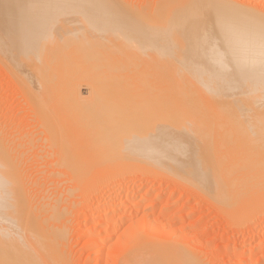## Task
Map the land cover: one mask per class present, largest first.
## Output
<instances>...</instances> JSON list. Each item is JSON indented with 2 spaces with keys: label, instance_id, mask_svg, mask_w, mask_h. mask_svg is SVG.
<instances>
[{
  "label": "bare ground",
  "instance_id": "bare-ground-1",
  "mask_svg": "<svg viewBox=\"0 0 264 264\" xmlns=\"http://www.w3.org/2000/svg\"><path fill=\"white\" fill-rule=\"evenodd\" d=\"M2 1L5 4H3ZM8 1L9 0H0V15L3 14L4 8H6L8 6H9V8H11L12 5H9ZM232 1H234V0H231V1L230 0H164L163 2H160L159 5L157 3L154 4L155 6L153 5V3H154L153 1H152L153 3L151 1H149L153 5V6H150L151 8H149L150 3H146L147 5L149 4L147 6L149 9H147L146 6L144 5L145 10L142 9L143 8L142 6H140L139 10H138V8L135 9L134 7L131 6L132 3L126 4L127 2L125 3V0L123 2H121V0H48L47 3L50 4L48 6L47 5L42 6L41 4H40V6H35V5L30 6V4L32 3L31 0H27L28 9L24 10L25 14L22 15V20L20 22V26H18L19 21L16 24H11L9 27H8V25H6V26L1 25V26L4 27L5 30H8L7 31L8 33L9 32H15L16 30L22 29V32L18 33V38H21L20 42L24 41V43H23L24 46L27 45L28 43L33 44L34 45L33 51L36 50L40 53V51L42 50L43 51V52L41 51L42 56L44 53V55L46 54L45 57L52 56L51 58H53L54 55H56V54L60 55L61 54L62 57L59 56L60 61L62 62V60L64 59V60H66L68 65L73 64V63H69L70 61H68L70 57H71L70 58L71 60H73V59L79 60V58L85 57L86 60L84 58L83 63H85V61L89 62V61H87V59H88L87 57L89 54V53L87 54V52L89 50V45H88V48H87V46H85L86 50L84 48H83L84 50H82L81 45L84 42H85V44H91L92 43L94 46L92 45L93 47H92L91 51L95 52L92 54H94V55L96 54V56L98 55L99 56V57H97L98 59L101 57L102 58V59L100 58L101 63L106 62L104 64L102 63V65L104 67L107 64L106 68H105L106 71L115 70L114 72H112L113 73L112 75L114 78L107 74L109 76V78L110 77L113 78V79L112 78H110V79H112V81H114V82H112L110 80V82H107V84H108L107 85L104 82V80H107V79H105V77H103L104 79L99 77L100 80H97L98 68L101 66L100 68L102 69V65L100 64L99 60H97V58H95L96 56H93L94 59H93L92 65L95 63V59L100 64V66H99L98 63H96L99 67L96 68L97 73H96V70L94 73L97 74L96 80L100 81L98 84H100V83L102 84V85H100L101 88H99L100 86L98 87V84L95 85V83L97 82L96 80H94L95 75H93L94 79H92V80L82 79L83 77L79 80V78L81 76L79 77L77 75L79 78H77V76H75L77 71H76V73L73 72L74 73L73 76L68 75L67 79H65V78L61 77V74H60L61 70H59L60 72L58 73V75L60 76V79L58 78L59 77L58 75H57L58 77L53 78L54 77L53 76V77H51L53 79H49V80H51V82L56 81L57 79H59V81L61 79L66 80V82L63 80H61L59 83L57 82L59 84V86H58V84L55 85L56 82H54V86H56V87L53 86L54 89L52 88L53 89L52 92L54 93L55 90L62 88L60 86H63L62 90L60 89L61 90L60 93H59V90L57 91L59 94H57V92L55 91L57 96H59L61 94L59 96L60 99L56 95H55L56 96L55 97L53 95V93L52 94L49 93V94L52 95L53 98L55 97L54 99L57 100L58 103H59V101L62 102V104H60L61 102L59 103L60 105H62V109L57 108V110H56V112L59 111V109L61 110L59 113H60V115H62L64 117V118H62V120L73 121L72 124H75L77 122L79 123V125L77 123V125L79 127L76 126L77 127L76 128L75 125H73L72 128L74 130L72 131L70 129L72 135L69 136L68 133L70 134V132H67V131L62 132L64 134L67 133V135L69 136L68 137L66 135L68 137V139L65 137L67 140L64 138V136H63L64 134H62V133L60 134V136H59V134L56 135V136H59L57 141H60L61 144L63 145V148H60L62 146L58 142V147L61 150L65 151L67 146L65 148H64V146L68 145L71 148H73L74 150H76L77 151L76 154H78L79 159L75 158L77 161H75V160L74 161L77 162L76 163L77 165L82 164V166H85L88 163L87 161H89V160L91 161L92 164L98 163L99 166H97V167L92 166V167H94V168L100 167V168H98L99 170H97V169L96 170H97V172H99L100 176L104 177V178L102 177V180L105 183L100 179L98 180L97 178H96L97 180H95L93 182H96V183H98L97 181H99L100 183L103 182L102 184L104 186L108 183L107 186H105V187H106L107 192L111 193L112 191L115 190V187L117 185L116 181L119 180L120 176L122 177V175H120V168L123 167V171H124V168H126V166L125 167L123 166L124 164H126V165L129 163H131L133 165L136 164L134 166H137L138 170L141 169L140 171H142V169H143V171L144 170L147 171L149 169L150 170L152 169L154 172H158L156 170H161L158 168H162V167L165 168V164L163 163L164 160L163 159L158 160V159L161 158L160 156L163 155V151L167 150V149H165V147H166L168 141H166V145L164 143V146H163V144L161 145L158 143V138L160 139L162 137L161 139H163L164 137H167V136H164L165 133L164 134L162 133L163 136H161L159 134V136H161V137L158 136V130H159L158 126L161 125L158 122V120H159L158 118H160V117H158V111L162 110V112H164L162 108H165L164 110L167 109L166 112L169 111V112H172L173 114L175 113L174 116H176L178 118V120L180 119V121L182 120V122L185 121V123H186V121H188V122L190 121V123H192V118L196 114L194 112H195V110H197L196 108H198L197 105L200 108L202 106H203L202 108H204L206 104L209 105L211 103V101H213V99L212 100L208 99L210 102H208L206 100V102H207L206 104L201 102V103H203V105H199V104H197L198 101H196L197 100L196 99L195 100L196 103L194 104L193 98L196 95V92L194 91L195 89H193V88H192L193 90L191 88H189V89H191L195 93L188 92L189 91L188 88H187L188 91L185 90V93L188 96V100L185 98L187 96H184L183 94H181V95L184 97H181V95L179 96L178 91H177L178 94L176 93L175 90H174L175 92H172L173 91L172 90V87H173L172 82H174L173 81L174 79H172L170 81V84H172V85H170V87L168 88L169 90L166 89V92L168 90L170 93L167 92L164 95L160 96V97H162L161 100L158 99V91H159L158 87H157V89H154V86H158V84L154 85V86L151 85V86H149L150 88H148L151 91H152V89L156 90V92L152 91V93L154 92L151 95L152 97H150V94H146L147 91H149L146 89L145 94L149 95L148 97H150V98H148V97L145 98L144 96H146V95L141 96L142 93H139V94H141L140 96L142 98H138V96H137V97H135L136 98L135 99V98H132L133 97L132 94L134 93V90L135 89L137 90V88H139L138 89V91H139V90H141V88L143 89L144 87L143 86L140 87V85H142V84L138 82L139 79L137 77H134L137 79L136 80L133 79L134 82L133 81L132 82L135 83L136 85H132L133 87L131 88V90L134 89L138 83L140 85H139V87L137 86L134 90L130 91L132 94L130 92L128 94L127 92L129 91L128 90L129 87L127 88L128 91L124 90L121 87V86H124V84H125L124 80L128 77L124 76L125 79L120 78L121 80L119 79V81H115L117 79V76L121 75V73L135 72V70H137V71L139 70V72H140V70H142V68L143 69H144V67L147 68L150 65V67L147 69H151V68H154V69H153L152 73H150V70H149L148 74L153 75V73L155 74V72H156L155 75L157 76L159 73L158 70L163 69V71H164L165 69H167V71L171 74H172V72H174L176 74H177V72L181 73V75L179 74V75H173V76L178 77V79L180 76V80L183 79L185 81L186 79H184L182 77L183 75L185 76L184 73L188 72L190 74V73H192L191 71H193V73H192L193 77L195 74H196V76H198V77H196L198 80L196 79L195 81L199 82V80L204 79V82H205V80L210 79L211 81H213L212 84L214 85L215 83H214L213 77L215 76V74L220 75V78H222L221 77L222 74L227 77V75H229L228 73L230 72V71L228 72V70H231L232 74H233V72L238 73V77H240V80L243 76H246L247 78L243 77L244 83H245V79H246V82H248L247 80H249V84H250V80H251L252 85L253 86L255 85L254 86L255 88H252V89H256L259 87V89H258L259 92H260V89L261 90L263 89V86H264V13H262V11H259L258 9L254 10L249 5L246 6L244 4L245 5L244 6V5H242V3H237L236 1H234V2H232ZM35 4H39V3H35ZM20 5H21L20 3H16V5L14 3V6H16V8L19 7ZM128 5H130V6H128ZM132 5H134V4H132ZM141 5H143V3H141ZM49 7L55 8L57 10L50 11ZM135 7H137V6L135 5ZM38 8H40V9L38 11H36V9H38ZM133 10L134 11L138 10L137 11L138 13H136V12L134 13ZM253 10L255 11V13ZM250 11L251 12L253 11L254 14H251ZM256 12H257V14H256ZM258 12H260V13H258ZM70 13H73V15H75L77 13L78 15L73 17V15ZM12 14L7 13L6 17L10 16ZM67 14H70V17H69V15L66 16ZM21 24H23V25H21ZM88 27H91L89 29L92 32L88 29ZM70 29H72L71 30L72 32L68 31ZM86 29H88V30H86ZM193 29H197L196 32H198V33H195L193 36H192V34H190V36L187 35V34H189L188 31L193 30ZM62 30H64V31H62ZM82 30H83V34L85 36L84 41L79 36L81 33H77L78 34L77 36L74 34V36H76V37L79 36L78 39H81V41H83V43H81L78 39H76V40H78L77 42H80L79 43L80 46L78 48L80 49L79 54H81V55H80V57H78L79 55L76 56V54H77V52H79V49L77 48V46L79 44L76 43L75 37L73 39V40H75V42L71 39L72 37L71 38L68 37V42H67L66 36L61 34V33L66 34L68 32L67 36H69L70 33L73 34V33H76L78 31H82ZM184 30L187 34L184 32ZM89 32H91V33H89ZM85 33L87 35H85ZM182 33L186 36H184ZM72 34H70V36H72ZM180 35L182 36L181 40L179 39ZM11 37H13V36H11ZM61 37L65 40V41L63 40V42H65L63 45L57 41L58 38H60V41H61L62 40ZM183 37L185 39H183ZM69 39L73 41L72 43H76L77 45L74 44V45H72L74 47H72L71 44H69V43H71L69 41ZM182 40L184 41V43L181 42V43H183V46L182 45L181 46H182V48L183 47L184 48L181 50L179 48V45H180V41H182ZM177 41H178L179 45H177L178 43H175ZM185 41H188V42L186 43ZM14 42H16V41H14ZM164 43H167L168 45H166ZM171 43H175V45H177L178 47H174V44L172 45ZM75 45H76V49H75ZM29 47H31V45H29ZM94 48H95V50H94ZM196 48H198V49H196ZM72 49H74L73 50L74 52H76V50H77V52L73 54L71 52ZM178 49H180V50H178ZM24 50L25 49H23V51ZM83 51L87 55L82 53ZM91 51H90V53H91ZM178 51H180V53H182V51H183L184 53L188 54V55L185 54L186 56H188L187 59H185L187 62L185 66H183L185 64L183 62H182L183 64L181 63L182 66L180 64L176 67L173 64H172L173 66H170V64H169V66L171 68L166 66L168 64L165 65L166 68H164L165 67L164 65H163L164 67L163 66L161 67V65L160 66L158 65L159 62L162 63L161 61L163 58H173L176 54H177L176 55L177 59H179L180 58L179 56H183V54L181 55ZM27 52H28V50H27ZM38 52H36L37 53V54H35L36 56L38 55ZM70 52L72 53V56L76 57V58H72V56H68ZM29 54H31V56L33 55V53H29ZM82 54L85 56H83ZM92 54H89V56H90L89 59L91 58ZM58 55H56V56H58ZM24 56H27V54ZM38 56L41 57V55H38ZM64 56H66L65 58H67V59H65ZM194 56L195 57H197V56L201 57L203 59V61L202 60L198 61ZM32 57L34 58V56H32ZM193 57L195 58L194 60L192 59ZM41 58L42 59H40L41 61L39 63H43V64L50 62L49 59H51L49 57V59H46V60L44 59L45 62H42L43 57H41ZM61 58H63V59L61 60ZM35 59H39V57L35 58ZM190 59H192V60H190ZM54 60H55V58H54ZM166 60H164V61H166ZM188 60H190L191 62L188 63ZM51 61H52V59H51ZM164 61H163V63H164ZM169 61H170V59H169ZM171 61H173V59H171ZM175 61H177V60H175ZM192 61H194V62L192 63ZM63 62L66 64L65 61H63ZM72 62H74V64H76L75 60H73ZM144 62H146V64ZM148 62H150V63H148ZM153 62H154V64H153ZM166 62H168V61H166ZM58 63L62 64L59 61L57 62V64ZM143 63L146 66L148 63V66L147 67L144 66ZM151 63L153 64V67H151ZM176 63H178V62H176ZM176 63H175V65H176ZM49 64L50 63H47L48 66H49ZM59 64H58V67L54 68V69H56L55 70L56 73L58 72L57 69H59L60 67L62 68V66L65 65V64H63V65H59ZM78 64H80V63L78 62ZM141 64L144 67H141L140 66ZM52 65H53V63H52ZM68 65H65V66H67L65 68L67 71L70 68ZM92 65L89 64V66H91V67H93V66L96 67V65H93V66ZM74 66H75V69L79 68L77 66V64ZM107 66L109 67V69L107 68ZM179 66H181V67H179ZM49 67H51V65ZM82 67H83V64L80 67V71H81ZM72 68L74 69L73 65H72ZM93 68H91L90 70H92ZM100 68H99V70H100ZM50 69H49L50 73H53L54 69L53 68H50ZM110 69H112V70H110ZM147 69H144V71H147ZM90 70L88 68V72ZM116 70L120 73L119 75H117L115 73ZM239 70H241V71H239ZM55 71H54L53 75L56 76ZM84 71H82V74ZM137 71H136V73L138 74ZM151 71H152V69H151ZM167 71L165 73H167ZM71 72H69V74ZM37 73H38V71H37ZM65 73H67V72H65ZM90 73H92V72L90 71ZM104 73H106V72H104ZM110 73L111 72H109V74ZM169 73H168V75H170ZM237 73H235L234 75H232V74H230V75L234 76L233 78L238 80L239 78H237L235 76V75H237ZM38 74H40V72ZM148 74H146V75H148ZM46 75H44V76H46ZM143 75L144 74L141 73V77ZM146 75H144V76H146ZM152 75H149V76H150V79L153 82V84H155L154 81L152 80V78L157 79L158 76L156 77L155 75H153L154 77L151 78ZM162 75H161V77L164 78L163 77L164 75L163 76ZM44 76H42V77L44 78ZM65 76H67V75H65ZM104 76H106V74H104ZM139 76H140V74H139ZM173 76H172V78H174ZM187 76H188V74H187ZM47 78H49V76ZM47 78L40 79L42 81H39V77H38V81L41 82V83L37 82L38 86L40 87L39 84H42L45 86V87L43 86L44 88H42V86L40 87L41 91H44L47 87L51 86V83L49 82V80ZM85 78H86V76H85ZM106 78H108V77H106ZM146 78L147 77H145V79ZM165 78H167V76ZM185 78H187V77H185ZM54 79H56V80H54ZM122 79H124L123 80L124 83L121 85ZM130 79H127V80L129 81ZM140 79L143 80V77ZM223 79H225V78H223ZM223 79H220V80L218 79V80L223 81ZM34 80H35V76H34ZM81 80L88 87V90H87L88 96L86 95L87 97H84L85 95L81 94V91H80L81 88L80 87L83 84V83L81 84ZM84 80H85V82H84ZM93 80L96 82H94ZM160 80H162V79H160ZM192 80H194V79H192ZM218 80H215V82L217 81L216 85L218 84V86H222V85L226 84L225 83L226 79H225V82L224 81H223L224 83L221 82L222 84L220 83V85L218 83ZM43 81H45V82H43ZM143 81H145V80H143ZM167 81H169V80H167ZM177 81H179V80H177ZM177 81H175V85L177 84L176 83ZM189 81H190V79H189ZM227 81H228V79H227ZM229 81H231V80L229 79ZM229 81H228V83H230ZM61 82L65 83V84L60 85ZM115 82H120V83L118 84ZM140 82H142V81H140ZM145 82L146 83L143 85L145 86V88H147L146 85L148 86V84H149L148 82H150V80L148 82L146 80ZM155 82L158 83V79ZM186 82L189 83L188 81H186ZM240 82L242 83L243 81H240ZM240 82L237 81L236 83L239 84ZM26 83L27 82H25V84ZM44 83L47 84V86ZM133 83L128 82L126 84V86H129ZM182 83H184V82H181L179 84H182ZM199 83H201V82H199ZM199 83H197V84H199ZM206 83H208V82L206 81ZM241 83H240V86H241ZM52 84H53V82H52ZM160 84H162V83H160ZM165 84H167L166 81H165L164 85ZM209 84H211V83H209ZM245 84L247 85L248 83H245ZM103 85H105V86H103ZM177 85H176V88L179 87ZM182 85H183V87H185V85H188V84L185 83V85L184 84H182ZM190 85H192L191 82H190ZM233 85H234V87H236L237 84L230 83V85H228V86L229 87L231 86L230 88H232ZM252 85H250V86L252 87ZM26 86H28V85L26 84ZM126 86H124V87H126ZM188 86H186V87H188ZM211 86H209V88ZM218 86H216V87L218 89H220ZM228 86L225 85V88ZM51 87L47 88V90L51 89ZM102 87L103 88L108 87V90H106L105 88H104V90H102L103 89ZM192 87H193V85H192ZM237 87H239V85H237ZM247 87H249V85H247L246 88ZM184 89L185 88H183L181 93L184 92ZM222 89H223V87H222ZM47 90H45L44 92L46 93ZM214 90L215 91L213 93L215 95H218L216 93L219 92L220 90H218L217 92H216V89H214ZM244 91H246V90H244ZM50 92H51V90H50ZM142 92L144 93V90ZM160 92H162V90ZM201 92H203V91H201ZM206 92H208L209 95L213 96V93H211L212 90L206 91ZM249 92L251 93L253 91H249ZM149 93H150V91H149ZM190 93H192V96H193V97H191V99H193L192 101H189L190 100L189 96H191ZM233 93H235V92H233ZM242 93H243V91H242ZM263 93L260 92V94H263ZM37 94H38V91L36 92V95L33 97V98L36 97L35 100H37ZM39 94L41 95L42 93H39ZM47 94H44V95L47 96ZM49 94H48V96H50ZM204 94H205V92H204ZM208 94H205V95H208ZM222 94L220 93V95H222ZM246 95H248V94H246ZM46 96H44V97H46ZM224 96H226V95H224ZM237 96L239 97L238 94H237ZM252 96H254V95H251V97L247 96V98L248 97L252 98ZM38 97H40V96L38 95ZM198 97H200V96H198ZM208 97L209 96H207V98ZM238 97H236L237 100H238ZM254 97L256 98L257 96L255 95ZM228 98L227 99L230 100V97H228ZM249 98H248V100H249ZM255 98H254V101H256ZM45 99H47V98H45ZM223 99L226 100L225 97ZM262 99H263V97H262ZM47 100L49 101V99H47ZM214 100L216 101L215 98H214ZM37 101H38L37 105H38V103H39V105L41 104L40 106L38 105V107H40L41 111H39V109H38L39 112L38 111L37 112L41 113L43 110V113L45 114V112L47 110H45L46 108L44 107V105H46L45 102H47V101L44 102V101H42V99L40 100L39 98ZM199 101H201V100H199ZM220 101H221V99H220ZM243 101L246 102L247 100H243ZM243 101H240V103L241 102L243 103ZM249 101H252V100H249ZM249 101L247 102L248 104H250ZM191 102L193 103V105ZM218 102H219V100H218ZM236 102L237 101L232 102V103H236ZM238 102H239V100H238ZM260 102L259 103L257 102L259 106H257V104L255 106H253V104L247 106V104L245 103L246 107L243 106L244 103L243 104L241 103L240 106H242V108L240 107V109H237L238 108L237 105H236L237 108H235L236 106L234 107V104L232 105V103H230L231 105L226 104L227 106L225 105L226 109L224 108L225 112H223V113L214 112V111L218 110L217 108H215L213 112L215 114L216 113L217 114L213 116V117L216 116L215 118L210 119V121H213L212 123H210L211 125L208 124L209 122L208 123L206 122L209 119H207L204 116L205 114L203 116L201 115L202 116L201 122H200L201 116L198 117V120H196L197 118L194 119L196 124L198 121L200 122L199 124H200L201 130L204 128L202 126L204 123L208 124L207 125L208 127H206V125H205V127L208 129L207 130L203 129L206 131V133L205 132H203V133H205V136H207L206 141H207V139H209V137H210V140H208L209 143L207 142L208 148L206 149L207 151L205 150L206 152L204 150L199 151V149L197 151V149L195 148L196 150L194 151V154L199 152L197 154L202 153L204 155V158L205 157H208V158L204 159L203 157H201V158L197 157L198 160L199 159L205 160V163L203 161L197 162L198 160H196V158H194V157H193V159H195V160H193V159H192V161L189 160V162H188L189 164L191 162L193 163V165L195 164V166H193V167L197 168V171L195 169V171L197 172L195 177H197V176L198 177L194 178V180L196 179V181H195L196 183L194 181H192L193 178L190 179L192 182L190 180H188V182H191L192 184L195 183L194 185L196 186V184L199 185V183L201 181H204L205 185H202L203 183H201L202 186L199 185L200 188L199 187L198 188L204 190L203 191L204 193L208 192L207 191L208 189L210 190L208 192L209 194L212 191L211 195H214L216 197H220V204L221 205L226 206V205L233 204V203H234V206L238 205L239 201L237 202L238 204L236 203V201L239 199L236 197L240 198L238 193L241 194V192H243V191L246 192V194L250 195V197H247L248 195L245 196V198L247 197L249 200L251 199L252 196L255 199L256 196L260 197V196L264 195V143L258 141L259 135H260V138H262L261 135L264 136V125H263V122H264V107L263 106L264 105L263 104L260 105ZM221 103H222V105H224L223 104L224 102H221ZM50 104L52 105L51 102H50ZM219 104H220V102H219ZM219 104H218V108H220ZM55 105L57 106V104H55ZM55 105H53V107ZM212 105H214L213 107L216 106L215 103ZM212 105L210 106V108L212 107ZM34 106L36 108H38L36 106V104ZM48 106L52 107L50 105H47V107ZM228 106H230L229 108H231V109L228 108L229 111L227 110ZM41 107L43 109H41ZM222 107H224V106H222ZM233 107H234V109H233V111H231ZM205 109L207 110L208 108H204V110ZM235 109H237V110L235 111ZM48 110L51 111L50 108H48ZM212 110H213V108L211 109V112H212ZM224 110H222V111H224ZM54 111H55V109H54ZM200 111L201 110H199L197 112H200ZM205 111L201 112V114L204 113ZM209 112H210V110H209ZM51 113H53V112H51ZM57 113H56V115H57ZM59 113H58V115H59ZM172 113H169V114L172 115ZM192 113H194V115ZM214 113H212V114H214ZM224 113L225 114L231 113V114L229 116L226 114L228 117L227 116L225 117ZM53 114H51V116ZM219 114H221L222 116ZM39 115L42 117L43 114L42 115L39 114ZM196 115H198V114H196ZM40 116H39V118H41ZM45 116L48 117V118L45 117L46 118L45 121H47V119H49L50 115L48 116V114L46 113ZM219 116H220V118L224 116L225 119L223 120L221 118V120H220ZM53 117L54 116H52L51 118H53ZM55 117H56V119L54 118L55 121H58V120L60 121L61 118H59V116H55ZM57 117H58V120H57ZM170 118H171V116H170ZM204 119H206V121L202 122V120H204ZM41 120H44V119L41 118L39 121H41ZM162 120L164 121V119H162ZM166 120H167V123H168V121H170V119L169 120L166 119ZM166 120H165V122H166ZM48 121H51V120H48ZM150 121H154V122L157 121L158 125H157V123H155L157 126V129H156V127L154 129H152L154 126H152V123H150ZM226 121H228V122H226ZM232 121H234V122H232ZM250 121H252V122H250ZM165 122H164V124H165ZM172 122L173 121L171 120V122L168 123L167 125H169V124L173 125ZM174 122L176 123L177 121H174ZM175 123H174V125L177 124V123L176 124ZM201 123H203V124L201 125ZM223 124L226 125L225 129H224L225 125L223 126ZM178 125H180V124L178 123ZM188 125L189 124H187L186 127L185 126L184 127L189 130L190 126H188ZM198 128H199V126H198ZM161 129L163 130V128H161ZM167 129H169V128H167ZM193 130H194V128H193ZM3 131L1 132L2 134L6 133L5 131L4 132ZM176 131L177 130H175L174 132L176 133ZM180 131H182V133H184L182 128L180 129ZM209 131L210 132L212 131L211 136H209V134H208ZM72 132H74V133H72ZM252 132L255 134V136L257 135L258 137L257 136L255 137L254 135H252L251 134ZM57 133H58V131H57ZM246 133L248 135H250V137H251V135L253 137H251V141H247L248 140V138H247V140H246L247 146L246 145L243 146V143H245V142L243 141V143H242L241 141L245 140V139H243L241 137H243L244 135L246 136L247 135ZM186 134L187 133L185 132L184 136ZM197 134H199V133L197 132ZM239 134L240 135L243 134V136L240 137ZM194 135H196V134H194ZM13 136H11V137H13ZM168 136H169L168 140H170L171 135H168ZM184 136H183V138H184ZM60 137L62 139H64V141H62ZM192 137H191V139H193ZM220 137L222 139H219ZM246 137H249V136H246ZM254 137H255V139H252ZM6 138H4V139H6ZM175 138H177V137H175ZM237 138H241L240 141ZM0 139H3V138H0ZM8 139H9V137H8ZM218 139L219 140L224 139L226 142H223L224 141L223 140L222 141L223 143L220 142V144H219V143L215 142ZM229 139H233V140L232 141L230 140L231 142L229 143V141H228ZM13 140L14 139H12L10 141H13ZM50 140H51V138H50ZM53 140H55V139H52L51 141H53ZM165 140H166V138H165ZM186 140L188 141V138H186ZM200 140H202V138H200ZM163 141L164 140H162L161 142H163ZM238 141H239L238 145H240V143H242L243 147L241 145L240 146H238L237 144L235 145V142L238 143ZM4 142L5 141H2V143H1V141H0L1 146ZM186 142H184V143H186ZM188 142H190V140ZM194 142H195V140H194ZM210 142H212L213 144H215V143H217V144H215V146L213 144L210 145ZM8 143H7V145H8ZM228 143L229 144L233 143V145L232 144L229 145ZM54 144H55L54 147L56 148L57 143L53 142V145ZM188 144L190 145V143H188ZM204 144H205L204 146H206V142ZM169 145L171 146L173 144H169ZM191 145H192V142H191ZM198 145L200 146L199 141H198ZM212 145L214 146L213 149H211ZM3 147L4 148L0 147L1 148L0 149V237H1L0 238V240H1L0 246L2 247V250L0 247V250L2 251V253L0 252V264H62V263L64 264V259H66L68 256V254H67V256L65 258V254L63 255V248H62V243L65 242V241L63 242V237H64L63 231H65L64 230L65 224H63L64 227L62 226V224H60L61 219H59V217L61 216V212H64L66 210L64 209V211H63L59 206H57L58 203L55 200L59 199V198H56L54 200L55 203H57V204L51 203L49 205L50 202L47 200L45 202H43L45 194L43 195V197L41 196L42 194L40 195L43 198V199L41 198L42 201H39V202H41V204L37 203V201L40 199H37L36 197L37 196L40 197V196L36 195V194H34V196H32V194H33L31 192L32 189L30 190L31 187L29 188V186H31L30 182H32V181L29 182L30 183L29 185L26 184L28 182L24 181L25 185L28 186L29 191L32 193L31 194L29 192L30 195H28L29 193H28V191H26L27 188L25 189L24 184L21 185V183L23 181L19 179V178L23 179L22 178L23 176L21 175L22 174L21 172L23 170L20 171V169H18L19 166L17 167V164L19 162L17 163V162H15V159H13L15 157L14 154L16 152L14 154H11L9 152V149H11L10 146H8V147H10L8 149V151H5V150H7L6 149L7 146H5V144H3ZM180 147H182V146H180ZM193 147H194V144H193ZM59 148H57L58 149L57 151H60ZM71 148H68L67 150H69ZM171 149H170V152H171ZM178 149H176V151ZM11 151H12V149H11ZM64 151L63 152L61 151V153H63V155H66L68 157V159L66 156H63V157H66V159L65 158H61V159L69 160V159H71L70 156H72V154L74 155V153L67 154ZM179 151H181V150L179 149ZM71 152H73V151H71ZM172 152H174V150ZM207 154H209V156ZM12 155H14V157H12ZM170 155H173V154L171 153ZM78 156H77V158H78ZM19 157L20 156H18V158ZM86 157H87V159H86ZM73 159H71V161ZM78 160L80 162H78ZM17 161H19V160H17ZM193 161H195V163ZM200 162L202 164H199L198 166H199V168H202V169H203V167H201V166L203 165V163L204 164L210 163L207 165L208 167L205 165L206 166L205 168H207V170L210 171V174L206 173L207 170L205 168L204 169L206 171L202 170L203 172H201V170L198 168V166H196V164H198ZM184 163H181V164L184 165ZM174 164H173V166H174ZM100 165H102V167ZM186 165H187V163H186ZM210 165H211V167H210ZM82 166L79 165V167H82ZM134 166H133V168H136ZM173 166H172V168H173ZM175 167L178 168V170L180 169L179 165L175 166ZM129 168H131V167H129ZM129 168L127 167L126 169H129ZM118 169H119V171H118ZM137 169H136V171H137ZM93 171H94V169H93ZM121 171H122V169H121ZM209 171H208V173H209ZM198 172L199 173L201 172V174H199ZM91 173H94V172H91ZM202 173H203L205 180L206 179L210 180L211 184H206L207 180L205 181V180H203L204 178L202 179V177H203ZM124 174H125V172H124ZM189 174H191V172H189ZM200 175L202 176L200 178L202 180L198 179L200 177ZM210 175H211L212 179L207 178V177H210ZM93 176H95V175L93 174ZM191 176H193V175H191ZM205 176H207V177H205ZM186 177H187L186 179L189 178L187 175H186ZM116 179H118V180H116ZM198 180H200V181H198ZM197 181L199 183H197ZM33 182H34V180H33ZM109 182H111V183H109ZM113 182L116 183V185ZM33 184L34 183H32V185ZM102 184H100V185H102ZM36 186H37V184H36ZM45 186H48V185H45ZM96 186L97 185H94V188ZM205 186H206V188H205ZM24 190H25V192H24ZM40 192H41V190H40ZM44 192H42V193H44ZM50 192H51V190H50ZM37 194H38V192H37ZM147 195H149V194H147ZM31 196L33 197V199L35 197L37 201L35 202ZM55 196H57V195H55ZM127 197H128V195H127ZM241 197H242V199H240V201L241 200H245V202L248 201V200H246L247 198L243 199L244 196H241ZM253 197L251 200H253ZM47 199H50V197L49 198L47 197ZM158 199H160V198H158ZM259 199L260 198L255 199V204H256V200H258V202H260ZM117 200L115 198L114 199L112 198L111 200H109L108 202H105V203L108 206L109 205L114 206L117 204V202H118ZM142 200H144V199H142ZM260 200H263V199H260ZM46 202L47 203L49 202V203L47 204ZM245 202L241 203V204H244V207L246 204ZM263 202L264 201H262L260 203H263ZM119 203H122V202L119 201ZM260 203H258V204H260ZM252 204H254V203H251V207H253ZM259 206H261V205H259ZM48 207H49V209H48ZM246 207H247V205H246ZM256 208L258 209L257 206H256ZM117 210H118V208H117ZM119 210H120V208H119ZM144 210H148V209L144 208ZM92 213H93V215H96L97 210L93 209ZM114 213H115V211H114ZM59 214H60V216H59ZM63 218H65V217L63 216ZM152 219H154V218H152ZM123 220H125V219H123ZM135 222H136V219H135ZM149 226H151V225H149ZM153 226H154V224H153ZM93 229L95 230L96 227H93ZM151 229H153V228H151ZM107 230H109V228ZM110 234H111V232H110ZM88 238L86 239V241L88 240ZM130 238L127 240H130ZM136 238H138V236ZM90 240H92V239H90ZM90 240L87 241L86 243L92 242V244H94L95 243L94 241H96V240H94V241H90ZM131 240H132V238H131ZM139 243L142 244L141 242H139ZM90 244H88V245H90ZM140 244H138L139 248L136 246L137 244H135L134 247H137L136 249L135 248L132 249L133 247H131V250L127 249V251H129L127 253L128 255H126V253H125L126 257H125V259H123L124 262H121V264L122 263L123 264H200L202 262V261H200L199 263H197L194 260L196 258L193 259V255H192L193 252H191V251L186 252V251H184V249L183 250L180 249L179 251H177L178 249L176 247H173V248L171 247L172 249L169 250L168 248H170V247H167V249H164V246H162L163 248L161 247L158 250V245L155 246L153 244L154 246H152L151 243H147L149 245L148 246L147 244H145V242L143 245H140ZM246 246L245 245H239L237 247L238 258H239L238 261L244 260V253H245ZM84 247H85V245H84ZM8 250L10 251V253L7 252ZM190 252L192 254H190ZM7 253H9L10 256L7 255ZM64 253H66V252H64ZM196 257H198V256H196ZM67 260H69V259L67 258ZM200 260H202V259H200ZM84 264H85V262H84Z\"/></svg>",
  "mask_w": 264,
  "mask_h": 264
},
{
  "label": "rangeland",
  "instance_id": "rangeland-1",
  "mask_svg": "<svg viewBox=\"0 0 264 264\" xmlns=\"http://www.w3.org/2000/svg\"><path fill=\"white\" fill-rule=\"evenodd\" d=\"M47 1L48 0H31L32 3L30 4V6L31 5L40 6V4L42 6H45V5L48 6L50 4L47 3ZM123 1L124 0H121V2H123ZM149 1H151V2L153 1L154 2V3L152 2L153 5L156 4V3L159 5L160 2H163L164 0H125V3L127 2L126 4H131V3L134 4V5L131 4V6L134 7L135 9L138 8V10H139V7L142 6L143 8L142 7L141 8L145 10L144 5L146 6L147 9L151 8L150 6H153L152 3H150ZM234 1H236L237 3H242V5H244V4L246 6L249 5L254 10L258 9L259 11H262V13H264V0H234ZM234 1H232V2H234ZM14 3H15V5H16V3H20L21 5L16 8V6H14ZM35 3H39V4H35ZM141 3H143V5H141ZM146 3H150V5L148 4L149 8L147 7L148 5ZM3 4H5V3L3 2ZM8 4L12 5L11 8H9V6L4 8L3 14L0 15V136H1L0 138H3V139H0V141H1V143H2V141H5L3 143V144H5V146H7V148L5 147L7 150L4 149L5 151H8V149L11 147L12 151H11V149H9V152L11 154H14L16 152L14 154L16 158L14 157V155H12V157H14L13 159H15V162H17V163L19 162L17 164V167L19 166L18 169H20V171L23 170L21 172L22 173L21 175L23 177L22 176L21 177L24 180L21 179V178H19V179L22 180L23 182L24 181L28 182V183H26L27 185H29L31 183V186H29V188L31 187L30 190L32 189L31 192L33 194L29 191L28 186L25 185V182L24 183L20 182L21 185H23V184L25 185V189L27 188L26 191H28V193L30 192L32 194V196H34V194L39 195V196L42 194L41 196L43 197V195L45 194L44 199L41 196L40 197L37 196L36 198L40 199V200L37 201L35 197L33 199V197L31 196L32 199L35 202L37 201V203L41 204V202H39V201H42L41 200V198H42L43 202H45L46 200L49 201L50 202V203L48 202L49 205L51 203H55V201H57L58 204L57 203H55V204H57V206H59L63 211H64V209L66 210L64 212H61V216L62 217L59 214V216H60L59 219H61L60 220L61 221L60 224H62L63 227H64L63 224H65V228H64L65 231H63V233H64L63 242L65 241L64 242L65 244L62 243L63 255L65 254V258H66L67 254H68L67 258L69 259V260H67V258L64 259V264H84V262H85V264H121V262H124L123 259H125L126 255H128L127 253L129 251H127V249L131 250V247H133L132 249H134V248L136 249L139 246L138 244H140L139 242L142 243L144 240H145L144 241L145 244L151 243L152 246L158 245V250H159V248L164 246V249H167V247H170V248H168L169 250H171L173 247H176L178 249L177 251H179L180 249H182V250L184 249V251H186V252L191 251V252H193V254L191 252H190V254L193 255V259L196 258L194 260L197 263L202 261L201 262L202 264H243V263L244 264H264V202L260 203V202L264 201V197H263L264 195H262L260 197H257V196L255 197V199H258V198L263 199V200L259 199L260 202H258V200H256V204H257L256 205L254 197L252 196L253 200H251L252 199V197H251V199H250L251 201H250L247 198V197H250V195L246 194V192L243 191L244 193L243 192H241V194L238 193L240 198L236 197V198L239 199V200L236 199L237 201L235 200L236 203L239 201V204L237 203L238 205L234 206V203L226 205V206L221 205L220 204V197H216L214 195H211L212 191L209 194L208 193L210 191L209 189L207 190L208 192L205 191L206 193L203 192L204 190L199 189L200 188L199 185L200 186L205 185L204 181H201L200 183L198 182V181H200V180H202L204 178L203 173H202L203 177L200 175V177L198 178V179H200L202 177V179L197 181V183H199V185L196 184V186L198 185L197 187L194 185L196 183L195 182L196 179L194 180V178L198 177V176L195 177V175L197 173L196 172L197 168L193 167V166H195V164L193 165L192 162L190 164L188 163L189 160L192 161L193 157L196 158V160H198L197 157H199V158L203 157L204 158V155L202 153L197 154V153H199L197 151H198V149H199V151H201V150L205 151L208 148L207 142H208V140H210V137L206 141V138H207V136H205L206 131L203 130V129L207 130L208 129V128H206V127H208L207 125L208 124L211 125L210 123H212L213 121H210V119L211 118H215L216 116L215 117H213V116L216 115L217 113L225 112V110H224L225 105L226 104L229 105L230 103L235 102V101H237V102L236 103H232V105L234 104V107L237 105L238 108H237V106L235 107L237 109H240V107L242 108V106H240L242 102L240 103V101H243V100H247L246 102L243 101V103H244V104L242 103L243 106H245L246 104H247V106L248 105H252V104H253V106H255L256 104H257V106H259L258 103L260 101L261 102L263 101L262 103L260 102V105H262V104L264 105V93H263L264 92V86H263L262 90L260 89V92L263 93V94H260V92L258 90L259 87L256 88L257 90L256 89H252V88H255L254 87L255 85L254 86L252 85V83H251L252 81L251 80H250V84H249V80H247L248 82H246V79H245V83H248L247 85H249V87H250V88L249 87L246 88L247 85L244 83L243 77H245V78H247V77L243 76L241 78V80H240V77H238V73L235 72V73H237V75H235V76L237 78H239V79L238 80L234 79L233 78L234 76H232V75H234L235 73L233 72V74H232L231 70H228V72L229 71L230 72L228 73L229 75H227V77L222 74V76H221L222 78H220V75L215 74V76L213 77L215 86L212 84L213 81H211L210 79L205 80V82H204V79L199 80V82H201V83H199L198 81H195L197 79L196 77H198V76H196V74H195L194 77H193V74H192L193 71H191L192 73H190V74L188 72L184 73L185 76L184 75L182 76L184 79H186L184 81L183 79L180 80V76H179V79H178V77L173 76V75H179V74L181 75V73L177 72V74H176V73L172 72V74H171V73H169L167 71V69H165L164 71H163V69L158 70L159 73L161 71L163 73L162 72L160 74L158 73V75H157L158 76V78H157L158 79V83H156L155 81L157 79L154 78L155 79L154 80L152 78V77H154L153 75H155L156 72H155V74L153 73V75L152 74H148L149 70H150V73H152L153 69H154V68H151L152 71H151V69H147V68L150 67V65H149V67H147L148 63H150V62L147 63V66L144 65V63L146 64V62L143 63V65L146 66L147 68L142 66V64L140 65L141 67H144V69H147V71H144V69L142 68V70H140V72H139V70L138 71L135 70V72L121 73V75L123 77L121 75H119L120 73L116 70L115 73L117 75H119L120 77L116 75L118 80L115 78L116 79L115 81H119V79L120 78H124V76L128 77L126 79L124 78L125 80L122 79L121 85L125 82L124 86H126V84L128 82L133 83L134 82L133 79L136 80L138 78L139 79L138 82L141 83L142 85H140L138 83L137 86L139 87V85H140V87L143 86L145 88V86L143 84L146 83L145 82L146 80H147V82L150 80V82H148L149 83L148 86L146 85L147 88H145V89L141 88L142 91L144 90V93L141 90L138 91L139 88H137V90H136L135 88L137 86H135V88H134L136 91L134 89H132V90H134L133 94L130 92V91H132L131 90V88L133 87L132 85H136L135 83H133V84H131L129 86H126V87L121 86L124 90H127L128 87L130 88V89L128 88L129 91L127 90L128 92L127 91L126 92L128 94L130 92L132 94V96H133L132 98H135L137 96H138V98H142L141 96L146 95V94H150V97H152L151 95L154 92H156V90L152 89V91H154L152 93V91L149 90L148 88H150L149 86H151V85L154 86V85L158 84V86H154V89H157V87H158V89H159V91H158V99L161 100L162 97H160V96L164 95L167 92L170 93L168 91L169 90L168 88L170 87V85H172V84H170V81L172 79H174L173 80L174 82H172L173 83V85H172L173 86L172 87L173 91L172 92L176 91V93H177V91H178L179 92V96L181 94H183L184 96H187V94L185 93V90L188 91L187 88L188 89L189 88H191V89L193 88V89H195L194 91L196 92V95L193 98L194 100L191 99V97H193L192 93H195V92L192 91L193 89L192 90L189 89L188 92H192V93H190L191 96H189L190 97L189 101L193 100L194 104L196 103V101H198L197 104H199V105H203V103L206 104L207 103L206 100L208 102H210L208 99H211V100L213 99L214 102L211 101V103L209 105L208 104L205 105L204 108H208L207 110L205 109L206 111L204 110V108H202L203 106L200 108L197 105L198 108H196L197 110H195L194 113H196L198 115H196V114L194 115V113H192L194 115V117H195V118L194 117L192 118V123L193 124L190 123V121L189 122L186 121V123H185V121L182 122V120L181 121H180V119L178 120V118L176 116H174L175 113L173 114L172 112H169V111H167L168 112L167 113L166 112L167 109L164 110L165 108H162L164 112H162V110L158 111V117H160V118H158L159 119L158 122L161 124V125L159 124L160 126H158V129H159L158 130V136H159V134L161 136H163L164 133H165L164 136H167V137H164L163 139H161L162 137L159 136L161 138L160 139L158 138V143L161 144V145L163 144V146H164V143L166 145V141H168L169 144H173V145L170 146L167 143V145L165 147V149H167V150L163 149L164 150L163 151V155L160 156L161 158L158 159V160H161V159L164 160V161L163 160L162 161L165 164V168L166 169L164 167L158 168V169H161V170H156L158 172H154L152 169L151 170L149 169L150 171L149 170H147V171L144 170L143 171V169H142V171H140L141 169L138 170L137 166H134L136 164H134V165L131 164V163H129L127 165L124 164L123 165L124 167L126 166V168L127 167L128 168L131 167V168H129V169L124 168V171H123V167L122 168L119 167L120 168V175H122V177L119 175L121 178L119 177V180L116 179V180H118V181H116L117 185H116V183L113 182L116 185V187H115V190L110 193V192H107L106 187H105V186H107L108 183L106 182L107 184L104 186L102 184L104 182L102 180L103 176H100L99 172H97V170H99L98 168H100V167L94 168L95 166L96 167L99 166L98 163L97 164H95V163L92 164L91 161L89 160L90 162L87 161L88 163L86 162L87 164L85 163L86 164L85 166H82V164H78L77 165L76 164L77 162H75V161H77L76 159H79V156H78V154H76V152H77L76 150H74L73 148H71L68 145L64 146V148L67 146L65 151L60 149V148H63V145L61 144V142L57 141L58 137L60 136V134L63 131L64 132L67 131V132H70V134L68 133L69 136L72 135L71 134V130L72 131L74 130L72 128L73 125H75V127H76V126L79 125V123L77 122L78 123V125H77V123L72 124L73 121H69V120L68 121H66V120L64 121V120H62V118H64V117L62 115H60V113H59L61 110L59 109V111H57L59 113V115L56 112L57 108H61L62 109V105H60V104H62V102L59 101V103L61 102L59 104L58 101L55 100L54 98L57 96V94L60 93V91L62 90L63 86H60V87H62V88H60L61 90L58 89L59 93L57 92L58 90H55L57 92V94L55 93V91H54V93L52 91H53L54 87H56V86H54V82H56L55 85H57L61 80H63V79H61L59 81V79H60V76L58 75V73L60 72L59 70H61V73H60L61 77L65 78V79H67L68 75L73 76L74 73H76V71H77V73H76L75 76H77V75L79 77L81 76L80 78L77 76V78H79V80L82 77H83L82 79H86V80H92L95 77L94 80H96V78H97L96 75L98 74L97 80H100L99 77L100 78L105 77V79L108 80V81L104 80V82L106 84H107V82H110V80L112 81V79L114 78L113 75H112L113 74L112 72H114L115 70L106 71L105 68H106L107 64L104 67L102 65L103 62L102 63L100 62L101 61L100 60L101 57L98 59L97 58V57H99L98 55L96 56V54L95 55L92 54V53H95L94 51H91V49H92V47L94 45L92 43L91 44H85V42L83 43V41L85 40V36L83 34V30L82 31H78V32L73 33V34L70 33V34H72V36H70V34H69V36H67L68 32L66 34L61 33V34L66 36L67 39L66 38L65 39L67 40V42H68V37H70V38L72 37L71 38L72 40L75 37V40H76L80 36V38L83 41H81V39H78V40L81 43H83L81 45L82 50H84L86 48L85 46H87V48H88V45H89V50L91 51V53H90L89 50H88V52L87 51L86 52H87V54L89 53V54H92V55H91L90 59H89V57H90L89 54H88V57L87 56L86 57L89 59V60L87 59V61H89L90 63L86 62V61H85L86 64L83 63L85 57L79 58V60L78 59H73V60H75V63L79 67L77 69H75L74 65H76V64H74V62H72L73 60L70 59L71 57L70 58L68 57V56H72V53L73 54L76 53L77 50H76V52H74L73 51L74 49H72V51H71L72 53L70 52L69 55L67 56L69 58L68 61H70L69 63H73V64H70L71 65L70 66V65L67 64L66 60H64L63 58H61V60L63 59L62 62L65 61L66 64L64 62L62 63L60 61L59 56L62 57L61 54L60 55L56 54L58 56L54 55L53 58H51L52 56H49L52 59V61H53L52 62L51 59H49V57H45L46 54L44 55V53H43V56H42V53H41L42 50L40 51V53L38 51H36V50L33 51V49H34V45L33 44L28 43L27 45L24 46V44H23L24 41L20 42L21 38H18V33L22 32V29L16 30L15 32H9L8 33L7 32L8 30H5L4 27H2L1 25H4V26L8 25V27H9L11 24H16L19 21L18 26H20V22L22 20V15L25 14L24 10L28 9L27 0H9ZM135 5L137 7H135ZM128 6H130V5H128ZM39 9L40 8L36 9V11H38ZM49 10L50 11H55L57 9L49 7ZM137 11L133 10L134 13L135 12L138 13ZM253 11L252 12L250 11V13L254 14L255 11H254V13H253ZM7 13H11V14L13 13V14L6 17ZM258 13H260V12H258ZM70 14L73 15V13H70ZM70 14H67L66 16L69 15V17H70ZM256 14H257V12H256ZM76 15H78V14L76 13L75 15H73V17L76 16ZM21 25H23V24H21ZM89 28H91V27H88V29ZM88 29H86V30H88ZM71 30L72 29H70L68 31H71ZM193 30L188 31L189 34H187L185 32V30H184V32L187 35H189V36H190V34H192V36H193L195 33H198V32H196L197 29H193ZM62 31H64V30H62ZM91 32H89V33H91ZM77 33H81L83 36L80 34L78 37H76L78 35ZM74 34L76 36H74ZM85 35H87V34L85 33ZM11 36H13V37H11ZM184 36H186V35H184ZM181 37L182 36L180 35L179 36L180 40H181ZM61 39L62 40L60 41V38H58L57 41L63 45L65 42H63L64 39L62 37H61ZM183 39H185V38L183 37ZM72 40L69 39V41L71 42L69 44H71V46L76 44V43H78V44L80 43V42H77L78 40H76V43H72L73 41L75 42V40H73V41ZM14 41H16V42H14ZM181 42L184 43L183 40L180 41V45H179L178 41L175 42V43H178L177 45H179V48L182 50L184 47L182 48L183 43H181ZM185 42L187 43L188 41H185ZM167 43H164V44L168 45L169 43L168 44ZM175 43H171V44L172 45L174 44V47H178L177 45H175ZM29 45H31V47H29ZM76 45H75V49H76ZM79 46H80V44L77 46V48ZM72 47H74V46H72ZM23 49H25V50L23 51ZM180 49H178V50H180ZM196 49H198V48H196ZM27 50H28V52H27ZM94 50H95V48H94ZM36 52H38V55H41V57H43L42 62H45L46 59H49L50 62H47V63H50L49 66L51 65V67H49L47 65V63H44V64L43 63H39L41 61L40 59H42V58L40 56H38V55L36 56L35 55V54H37ZM178 52L180 53V51H178ZM29 53H33L32 56H34V58ZM79 53H80V49H79V52H77L76 56L79 55L78 57H80L81 54H79ZM82 53H84V51ZM26 54H27V56H24ZM84 54H86V53H84ZM180 54L181 55L183 54V56H179L178 55L180 57L179 59H177V56H176L177 54H176L173 58H163L162 61H161L162 63L166 59H167L166 61H168V62L164 61L163 64L159 62L160 64L158 63V65L159 66L161 65V67H162L163 65L165 66L166 64H168V65H166L167 67H170V66H173V65L176 67V66L180 65L183 62V63H185L183 66H185L186 63H187L185 59H187L188 56H186V55H188V54L184 53L183 51ZM83 56H85V55H83ZM93 56H96L95 58H97V60H99L100 64L102 65V69L100 68L101 66H100V64L98 63V61L96 59H95V63L93 64V65H96V67H94L92 65L93 59H94ZM38 57H39V59H35V58H38ZM65 57L66 56H64V58ZM194 57L192 58L193 60L196 58L198 61H200V60L203 61V59L201 57H199V56H197L198 58L197 57L194 58ZM54 58H55V60H54ZM72 58H76V57L72 56ZM65 59H67V58H65ZM169 59H170V61H169ZM171 59H173V61H171ZM192 59H190V60H192ZM85 60H86V58H85ZM175 60H177V61H175ZM190 60H188V63L191 62ZM56 61L57 62L59 61L60 63H62V64L58 63L59 65L65 64V65H68L70 68L67 71L65 69L67 66L63 65L62 66L63 69L60 67L59 69H57L58 72L56 73V71H55L56 69H54L55 67H58V64H57ZM78 62L81 65L83 64V67H82L83 69L81 68V71H80L81 65L78 64ZM176 62H178V63H176ZM193 62L194 61H192V63ZM52 63H53V65H52ZM96 63H98V65L100 67ZM104 63H106V62H104ZM175 63H176V65H175ZM89 64L92 65L94 68L89 66ZM153 64H154V62H153ZM153 64L151 63V67H153ZM169 64H170V66H169ZM182 64H181V66H182ZM72 65H73L74 69L72 68ZM166 66L164 68H166ZM181 66H179V67H181ZM98 67L100 68L101 71L99 70ZM50 68L54 69V70L52 69L53 73H50V70H51ZM88 68H89V70L91 68H93L92 70H90L92 73H90V71L88 72ZM96 68H98V73H97V69ZM107 68L109 69L108 66H107ZM95 70H96L97 74L94 73ZM110 70H112V69H110ZM37 71H38V73L40 72V74H38ZM54 71L56 73V76L53 75ZM82 71H84L83 74L86 76V78L82 74ZM136 71L138 72V74L136 73ZM166 71H167V73H165ZM239 71H241V70H239ZM65 72H67V73H65ZM69 72H71V73L69 74ZM104 72H106V73H104ZM109 72H111V73L109 74ZM144 72L146 74H148V75H146ZM103 73L106 74V76H104ZM141 73L146 75V76H144V75L142 76L143 80H145V81L140 79V78H142L141 77ZM168 73L170 75H168ZM107 74L109 76H112L113 78L110 77V78H112V79H110ZM139 74H140V76H139ZM187 74H188V76H187ZM230 74H232V75H230ZM44 75H46L47 77L49 76V78H47ZM65 75H67V76H65ZM93 75H95V76L93 77ZM149 75H152L151 78H152V80L154 81L155 84H153V82L151 81ZM161 75L164 78H162ZM34 76H35V80H34ZM42 76H44V78ZM166 76H167V78H165ZM172 76L174 78H172ZM38 77H39V81H42L40 79H45V78H47L49 80V79H53L55 77H58L59 79L56 78L58 81L56 79H54L56 81H52L53 84H52L51 80H49V82L51 83L52 87L51 86L47 87V88L51 87V89L47 90V88H46L45 90H47V92L45 93L44 92L45 90L41 91V89H40L41 86H42V88H44L45 86L42 85V84H39L40 87L38 86V83H37V82H39L38 81ZM51 77H53V78H51ZM106 77H108L109 79L106 78ZM134 77H137V78H134ZM145 77H147V78L145 79ZM185 77H187L188 79L185 78ZM223 78L226 79V82H225V79H223ZM127 79H130V80L128 81ZM160 79H162V80H160ZM189 79H190V81H189ZM192 79H194V80H192ZM218 79L219 80L223 79V81L226 84H224L222 86H218V84L216 85L217 81L215 82V80H218ZM227 79H228V81L230 79L231 80V81H229L230 83L237 84V85H239V87H237V85H236V87H234V85H233V87L230 88L232 85L230 87L228 86V85H230V83H228ZM123 80H124V82H123ZM167 80H169V81H167ZM177 80H179V81H177ZM219 80H218V83L220 85V83L223 82V81H219ZM63 81L66 82V80H63ZM96 81H94V82H96ZM140 81H142V82H140ZM165 81L167 82V84L164 85ZM175 81H177L176 83L178 84V85L177 84L176 85L179 86V87H177L178 89L176 88ZM186 81H188L189 83H187ZM206 81L208 83H206ZM237 81L238 82L243 81L242 83L240 82L241 86H240V83L239 84L236 83ZM25 82H27L26 84L28 86H26ZM43 82H45V81H43ZM84 82H85V80H84ZM99 82L100 81H97L95 83V85H97ZM112 82H114V81H112ZM181 82H184L182 84L185 85V83H186L189 86L185 85V87H183L182 84H179ZM190 82L192 83L193 87H192V85H190ZM39 83H41V82H39ZM61 83H60V85H64L65 84L63 82H61ZM82 83L83 82L81 80V84ZM115 83L119 84L120 82H115ZM160 83H162V84H160ZM197 83H199L200 85L197 84ZM209 83H211V84H209ZM83 84L80 87L81 88L80 91H81L82 95H85L84 97H87L88 96L87 95L88 87H87L86 84H84V85ZM45 85L47 86V84H45ZM100 85H102V84L101 83L98 84V87ZM208 85L209 86L212 85V86L209 88ZM225 85L228 86V87L225 88ZM250 85H252V87ZM58 86H59V84H58ZM103 86H105V85H103ZM186 86H188V87H186ZM216 86H218L220 89H218ZM182 87L185 88L183 93H181V91L183 90ZM222 87H223V89H222ZM99 88H101V86ZM104 88L102 90H104ZM105 89L108 90V87H106ZM146 89L149 90L150 93H149V91H147V93H146L145 92ZM166 89H168L167 92H166ZM214 89H216V92L218 90H220L221 92L220 91L217 92V93L215 92L216 94H218V95H215L213 93L215 91ZM50 90H51V92H50ZM161 90H162V92H160ZM200 90L203 91V92H201ZM211 90H212L211 93H213V96L209 95L208 92H206V91H211ZM244 90H246V91H244ZM37 91H38L37 100L39 98L40 100L42 99V101H44V102L47 101V102H45L46 105H44L42 103L44 105V107L46 108V109L45 108L44 109L48 111V112L46 111L45 114L47 113L48 116L50 115L49 119H47V121H45V120L48 117L45 116V114L43 113V110H42L41 113H38L39 111H41L40 107H38L39 103L37 105L38 101L35 100L36 97L33 98L36 95ZM242 91H243V93H242ZM249 91H253V92H251L252 94ZM204 92H205V94H208V95H205ZM233 92H235V93H233ZM39 93H42L41 94L42 96ZM47 93L48 94L49 93H51V94L53 93V95L54 96L56 95V96L53 98L52 95L49 94L50 96H48ZM139 93H142V95L139 94ZM220 93L221 94L223 93V94L220 95ZM44 94H47V96L44 95ZM237 94L239 95V97L237 96ZM246 94H248V95H246ZM38 95L40 97H38ZM224 95H226V96H224ZM251 95H254V96L256 95L257 97L255 98L254 96H252V98H249V97H251ZM44 96H46V97H44ZM59 96H57V97L60 99ZM148 96L149 95H146L144 97L146 98ZM184 96L181 95V97H184ZM198 96H200V97H198ZM207 96H209L210 98L209 97L207 98ZM235 96L238 97L239 102H238V100H237V98ZM247 96H249L248 97L249 100H252V101H249ZM150 97H148V98H150ZM224 97L226 98V100L223 99ZM228 97H230V100H228L229 99ZM253 97L255 98V100L258 103L256 101H254ZM262 97H263V99H262ZM45 98L49 99V101L47 99H45ZM185 98L188 100V96L185 97ZM214 98L216 99V101L214 100ZM220 99H221V101H220ZM199 100H201V101H199ZM218 100H219L220 104H219ZM248 101H249L250 104L247 103ZM50 102L52 103V105L50 104ZM199 102L200 103L203 102V103L200 104ZM221 102H224L223 103L224 105H222ZM193 103H192V105H193ZM214 103L216 105L215 107H213L214 105H212ZM35 104H36V106L38 108H36L34 106ZM55 104H57V106ZM218 104H219L220 108H218ZM47 105H50L52 107H49V106L47 107ZM53 105H55V106L53 107ZM211 105H212V107L210 108ZM221 105L224 106V107H222ZM229 107L230 106L227 107V110H228ZM234 107L232 108L231 111H233ZM48 108H50L51 111H49ZM53 108L55 109V111H54ZM212 108H213V110L211 112ZM215 108H217L218 110L214 111ZM38 109H39V111H38ZM41 109H43V108L41 107ZM198 109L201 110V111L197 112V111H199ZM229 109H231V108H229ZM237 109H235V111ZM209 110H210V112H209ZM222 110H224V111H222ZM203 111H205V112L201 114V112H203ZM213 111L217 112V113L215 114ZM51 112H53L54 114L51 113ZM56 113H57V115H56ZM169 113H172L173 116L171 114H169ZM212 113H214V114H212ZM231 113H229V114L226 113V114L229 116ZM39 114H41V115L43 114L44 116L42 115V117H41ZM51 114H53L52 115V116H54L53 118H51L52 117ZM226 114L224 115L225 117L227 116ZM201 115L202 116L204 115L207 119H209L207 121H206V119L202 120V122L203 121H206L207 123L209 122L208 124L201 123V125L203 124L202 126L204 127L202 129L203 131L201 130V127H200V124H199L201 122V119H202ZM219 115H221V114H219ZM39 116L41 118H43L44 120L39 121L41 119V118H39ZM55 116H59V118H61L60 121L58 120V117H57L58 121H55V119H56ZM170 116H171V118H170ZM224 116L221 117L223 120L225 119ZM198 117H200V122L198 121L197 124H196L194 119L197 118L196 120H198ZM219 118H220V116H219ZM221 118H220V120H221ZM162 119H164V121ZM166 119H168V120L170 119V121H168V123H170L171 120H172L173 121L172 122L173 125H170V124H169L170 126L167 125L168 123H167ZM48 120H51V121H48ZM165 120H166V122H165ZM174 121H177L176 122L177 124ZM153 122L154 121H150V123H152V126H154L152 129H154L155 127L157 129V126L155 124V123H157V121L154 122V123ZM164 122H165L166 125L164 124ZM226 122H228V121H226ZM232 122H234V121H232ZM250 122H252V121H250ZM174 123L176 125H174ZM178 123L180 125H178ZM187 124H189L188 126H190L189 130L185 128ZM157 125H158V123H157ZM205 125H206V127H205ZM224 125L225 124H223V126ZM263 125H264V122H263ZM198 126H199V128H198ZM192 127L194 128V130L196 132L193 130ZM225 127H226V125L224 126V129H225ZM161 128H163V130ZM167 128H169V129H167ZM179 128L180 129L182 128L183 132L184 133L186 132L187 134L184 136V133H182V131H180ZM3 130L6 133L2 134L1 132ZM56 130L58 131V133H57ZM175 130H177L176 133L174 132ZM74 132H72V133H74ZM197 132L199 134H197ZM203 132H205V133H203ZM57 134H59V136H56ZM62 134H64V133H62ZM194 134H196L197 136L194 135ZM208 134H209V136H211L212 135V131L211 132L209 131ZM243 134L242 135L239 134V136L241 137V136H243ZM251 134L255 136V134L253 132ZM66 135H67V133H65L63 136H64V138L66 137L68 139L69 136L67 135L68 136L67 137ZM168 135H171L170 138L172 140L171 139L168 140L169 139ZM182 135L184 136V138H183ZM252 135H251V137H253ZM11 136H13V137H11ZM246 136L250 137V135H248V134ZM246 136L244 135L243 137H241V138L245 139V140L241 141L242 143H243V141L245 142V143H243V146H245V145L247 146V144H246L247 138H248L247 141H251V137L249 138V137H246ZM8 137H9V139H8ZM175 137H177V138H175ZM191 137L193 139H191ZM255 137L252 138V139H255ZM261 137L262 138H260V135H259L258 141L264 143V136L261 135ZM4 138H6V139H4ZM50 138H51V140L52 139H55V140L51 141ZM62 138H61V140L64 141V139H62ZM165 138H166V140H165ZM186 138H188V141L190 140V142H188L186 140ZM200 138H202V140H200ZM241 138H237V139L240 141ZM12 139H14V140L10 141ZM219 139H222V138L220 137ZM219 139L217 141H215V142H217L219 144H220V142L221 143L226 142L224 139H223L224 141L223 140H219ZM162 140H164V141L161 142ZM194 140H195V142H194ZM230 140L232 141L233 139H229L228 140L229 143L231 142ZM198 141L200 143V146L198 145ZM239 141H238V143H236L237 142L236 141L235 145L236 144L238 145ZM53 142L57 143L56 144V148L54 147L55 144L53 145ZM58 142H59V144H61L62 147H60V148L58 147ZM184 142H186V143H184ZM191 142H192V145H191ZM205 142H206V146H204ZM7 143H8V145H7ZM188 143H190V145ZM217 143H215V144H217ZM242 143H240L241 146H242ZM3 144H2V146L0 144L1 148H4ZM193 144H194V147H193ZM211 144H213V143L210 142V145ZM215 144H213V145L215 146ZM231 144L233 145V143H231ZM231 144H229V145H231ZM213 145H212L211 149L214 148ZM240 145H238V146H240ZM8 146H10V147H8ZM180 146H182V147H180ZM57 148H59L60 151H57L58 150ZM68 148H71V149L67 150ZM171 148L174 150L175 153L172 152L173 150ZM178 148L181 151H179ZM195 148L197 149V151H196L197 153L194 154V151L196 150ZM170 149H171V152H170ZM176 149H178L177 150L178 152L176 151ZM61 151L62 152L64 151L67 154L74 153V155L72 154V156L69 155L71 159H73V158L74 159L72 161H71V159H69V160L61 159V158H65L66 159V157H67L66 155H63V153H61ZM71 151H73V152H71ZM169 153L170 154L172 153L174 156L170 155ZM207 155L209 156V154H207ZM18 156H20V157L18 158ZM63 156H66V157H63ZM77 156H78V158H77ZM205 158H208V157H205ZM67 159H68V157H67ZM86 159H87V157H86ZM17 160H19V161H17ZM193 160H195V159H193ZM199 161H201V162L203 161L205 163V160H203V159H201V160L199 159L197 162H199ZM78 162H80V161L78 160ZM193 162L195 163V161H193ZM201 162L196 164V166H198L199 164H202ZM181 163H184V165L181 164ZM186 163H187V165H186ZM204 163H203L204 166L203 165L201 166V167H203V169L199 168V166H198V168L201 170V172H203L202 170H205V169L207 170V168H205V167L208 164H210V163H208V164H204ZM173 164H174V166H173ZM177 164L179 165V168H180L179 170H178V168L175 167V166H178ZM79 165H81L82 167H79ZM92 166H94V167H92ZM100 166L102 167V165H100ZM133 166L136 167V168H133ZM172 166H173V168H172ZM210 167H211V165H210ZM93 169H94V171H93ZM121 169H122L123 172L121 171ZM136 169H137V171H136ZM195 169H196V171H195ZM118 171H119V169H118ZM208 171L209 170H207L206 173L210 174V171H209V173H208ZM91 172H94V173H91ZM124 172H125V174H124ZM189 172H191V174H189ZM201 172L200 173L198 172V173L201 174ZM93 174L95 176H93ZM186 175L189 177L188 179H186L187 178ZM191 175H193V176H191ZM205 177H207V176H205ZM96 178L98 180L99 179L102 180L103 182L102 183H100L99 181H97L98 183L93 182V181L97 180ZM191 178H193L192 181L195 182L194 184L191 183L192 182L190 180ZM207 178L212 179L211 175H210V177H207ZM33 180H34V182H33ZM188 180H190L191 182H188ZM203 180H205V178ZM30 181H32V182H30ZM209 182H210V180H207L206 184H211V182L210 183ZM32 183H34V184L32 185ZM99 183L102 184V185H100ZM109 183H111V182H109ZM201 183H203V184L201 185ZM36 184H37V186H36ZM45 185H48V186H45ZM94 185H97V186L94 188ZM205 188H206V186H205ZM40 190H41V192H40ZM50 190H51V192H50ZM24 192H25V190H24ZM37 192H38V194H37ZM42 192H44V193H42ZM30 193L28 195H30ZM146 193L149 194V195H147ZM55 195H57V196H55ZM127 195H128L129 198L127 197ZM241 196H244L243 199L247 198L246 200H248V201H246V202H245V200H241L240 201V199H242ZM245 196H247V197L245 198ZM47 197L48 198L50 197V199H47ZM56 198H59V199H56ZM112 198L113 199L115 198L116 200L118 199L117 200L118 202L114 206L113 205H111V206L109 205L108 206L105 202H108ZM158 198H160V199H158ZM61 199L62 200L64 199V200L62 201ZM142 199H144V200H142ZM119 201L122 202V203H119ZM243 201L246 203L245 207H244V204H241V203H244ZM249 201L251 203H254V204H252L253 207H251V203ZM257 202L260 203V204H258ZM246 205H247L248 208L246 207ZM255 205L258 207V209L256 208ZM259 205H261V206H259ZM117 208H118V210H117ZM119 208H120V210H119ZM144 208L148 209V210H144ZM48 209H49V207H48ZM93 209L97 210L96 215H93V213H92ZM114 211H115V213H114ZM63 216L65 218H63ZM152 218H154V219H152ZM123 219H125V220H123ZM135 219H136V222H135ZM153 224H154V226H153ZM149 225H151L152 227L149 226ZM93 227H96V229L94 230ZM108 228H109V230H107ZM151 228H153V229H151ZM110 232H111L112 235L110 234ZM137 236H138V238H136ZM130 237L132 238V240H131ZM87 238H88L87 241H89L90 239H92L90 241H94V240H96V241H94L95 242L94 244H92V242L86 243L87 242L86 241ZM129 238H130V240H127ZM144 242L142 244H140V245H143ZM0 244H1V242H0ZM88 244H90V245H88ZM135 244H137L136 245L137 247H134ZM84 245H85V247H84ZM239 245H245V246L247 245L246 249H245L244 260L243 261H241V260L238 261L239 258H238L237 247ZM1 250H2V247H1ZM1 250H0V252L2 253ZM7 252L10 253L9 250ZM64 252H66V253H64ZM9 253H7V255H9ZM125 253H126V255H125ZM196 256H198V257H196ZM200 259H202V260H200Z\"/></svg>",
  "mask_w": 264,
  "mask_h": 264
}]
</instances>
